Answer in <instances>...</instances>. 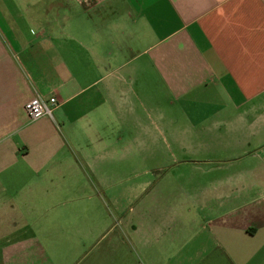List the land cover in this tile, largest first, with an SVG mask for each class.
<instances>
[{
	"label": "crops",
	"instance_id": "crops-1",
	"mask_svg": "<svg viewBox=\"0 0 264 264\" xmlns=\"http://www.w3.org/2000/svg\"><path fill=\"white\" fill-rule=\"evenodd\" d=\"M263 124L264 0H0V264H264Z\"/></svg>",
	"mask_w": 264,
	"mask_h": 264
},
{
	"label": "rangeland",
	"instance_id": "rangeland-1",
	"mask_svg": "<svg viewBox=\"0 0 264 264\" xmlns=\"http://www.w3.org/2000/svg\"><path fill=\"white\" fill-rule=\"evenodd\" d=\"M178 112H182L181 108H178ZM253 131H256L253 130ZM257 133H260L261 136H264V124L260 127L258 126ZM230 137V136H229ZM210 140H208L209 143V156L207 155H199V156H191L187 161L189 163L198 165L199 167H190L188 168L187 171L184 173L186 175H193L195 178H201V179H213V178H218L221 174L219 171H212L210 172L209 170L217 165L227 163V158L228 156H225V154H229L228 152L234 151L233 149H236L239 147L242 143L240 140H235V139H216L213 134L210 135L209 137ZM226 158V159H225ZM164 162V161H162ZM170 165L166 168L167 170L165 171H159V172H154V175L156 178H159L162 174V178H166L169 176V172L171 171V175H173L174 169L177 167V162L176 161H171L169 163ZM135 170H138V168H132V165L129 166V171L126 174L128 178H132L134 176ZM142 168L139 169L141 171Z\"/></svg>",
	"mask_w": 264,
	"mask_h": 264
},
{
	"label": "built area",
	"instance_id": "built-area-1",
	"mask_svg": "<svg viewBox=\"0 0 264 264\" xmlns=\"http://www.w3.org/2000/svg\"><path fill=\"white\" fill-rule=\"evenodd\" d=\"M55 105H57L56 97L43 99L37 96L32 98L25 104V109L29 117L35 120L45 115L52 116L51 106H55Z\"/></svg>",
	"mask_w": 264,
	"mask_h": 264
}]
</instances>
